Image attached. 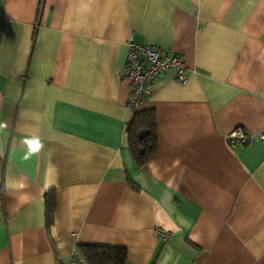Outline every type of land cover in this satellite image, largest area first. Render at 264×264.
Segmentation results:
<instances>
[{
  "label": "crops",
  "instance_id": "1",
  "mask_svg": "<svg viewBox=\"0 0 264 264\" xmlns=\"http://www.w3.org/2000/svg\"><path fill=\"white\" fill-rule=\"evenodd\" d=\"M131 35L186 66L134 110ZM148 109L157 146L137 165L126 127ZM237 126L248 143L228 141ZM262 126L264 0H0V264L80 244L125 264H264Z\"/></svg>",
  "mask_w": 264,
  "mask_h": 264
},
{
  "label": "built area",
  "instance_id": "2",
  "mask_svg": "<svg viewBox=\"0 0 264 264\" xmlns=\"http://www.w3.org/2000/svg\"><path fill=\"white\" fill-rule=\"evenodd\" d=\"M126 46L122 79L129 86L126 104L130 110H134L149 93L153 82L161 73L172 70L177 82L183 83L186 80V66L180 56L168 55L153 44L140 43L132 35L128 38ZM257 136L264 139V126L258 130ZM226 137L230 144L250 141V136L241 126L235 127ZM158 236L166 240L169 232L158 230ZM59 264H89V262L79 248L74 247L66 258L59 261Z\"/></svg>",
  "mask_w": 264,
  "mask_h": 264
},
{
  "label": "trees",
  "instance_id": "3",
  "mask_svg": "<svg viewBox=\"0 0 264 264\" xmlns=\"http://www.w3.org/2000/svg\"><path fill=\"white\" fill-rule=\"evenodd\" d=\"M128 148L137 165L144 164L155 152L157 133L155 112L152 109L133 111L127 122ZM48 212L54 208V194H47ZM81 253L89 264H125L126 251L124 248L80 244Z\"/></svg>",
  "mask_w": 264,
  "mask_h": 264
}]
</instances>
